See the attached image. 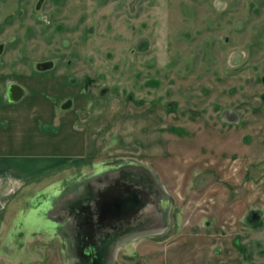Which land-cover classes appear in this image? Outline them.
Listing matches in <instances>:
<instances>
[{
    "label": "rangeland",
    "instance_id": "374dc122",
    "mask_svg": "<svg viewBox=\"0 0 264 264\" xmlns=\"http://www.w3.org/2000/svg\"><path fill=\"white\" fill-rule=\"evenodd\" d=\"M38 2L0 0V152L64 159L13 187L0 254L73 264L69 203L123 169L142 232L103 264H264V0Z\"/></svg>",
    "mask_w": 264,
    "mask_h": 264
},
{
    "label": "flooded vegetation",
    "instance_id": "af4514ba",
    "mask_svg": "<svg viewBox=\"0 0 264 264\" xmlns=\"http://www.w3.org/2000/svg\"><path fill=\"white\" fill-rule=\"evenodd\" d=\"M41 1L39 0L38 3L41 4ZM2 51L3 45L0 44V54ZM53 63V60L39 62L37 69L39 71L49 70ZM12 83L18 84L23 88L22 96L17 101L9 100V93L11 96H15L17 92L16 89H12L11 92L8 91L9 85ZM26 91V87L22 84L8 80L5 83L4 97L7 102L14 104L25 96ZM72 102V97H66L60 106L64 111H68L72 107ZM120 173L121 178L117 179L114 183V186L117 188L114 186L111 189L109 188L108 184H110V180L112 179L108 181V184L106 183L107 187L105 186L99 190L94 189L93 186H87L82 189L87 190V199L84 200V198L79 197L80 195L81 197L83 196V191L80 194L76 192L74 197L78 196V198H72L73 200L69 203L68 212L74 222V232L72 235V244L75 247L74 254L72 255L73 264H103L101 262L102 256L105 253L109 254L110 249L108 247L112 241L115 244L121 245L127 239L134 238L142 232L138 228L137 230L132 229V226H137L139 213L147 206V201H140V195L136 189L130 188L128 192L125 187L122 188L119 184H124L128 181L143 182L144 178L141 177L140 173L135 171L131 172L121 169ZM119 180L122 181L118 182ZM96 193L99 194V197L95 198L92 204L90 198L93 199V195ZM87 212L90 214L89 217H87ZM85 213L86 216L84 217ZM115 220L119 222L118 225L114 223L116 222Z\"/></svg>",
    "mask_w": 264,
    "mask_h": 264
},
{
    "label": "crops",
    "instance_id": "0c3cea01",
    "mask_svg": "<svg viewBox=\"0 0 264 264\" xmlns=\"http://www.w3.org/2000/svg\"><path fill=\"white\" fill-rule=\"evenodd\" d=\"M26 154L29 153L22 151L10 152V149L0 152V213H3L7 201L6 198H8L7 196H12L13 187L16 184L19 183V185H16L18 187L32 179L38 178L41 176L39 174L43 175L47 170L60 165L64 159V157L61 159L60 156H44L39 152ZM12 244H14V240L11 236L0 237V245L7 246ZM0 261L3 264H9L8 262L11 261L12 264L13 259L6 252L3 255L0 254Z\"/></svg>",
    "mask_w": 264,
    "mask_h": 264
},
{
    "label": "water",
    "instance_id": "95a60500",
    "mask_svg": "<svg viewBox=\"0 0 264 264\" xmlns=\"http://www.w3.org/2000/svg\"><path fill=\"white\" fill-rule=\"evenodd\" d=\"M12 89H16L17 92H16V95L15 96H11L10 93H9V100L10 101H17L20 99V97L22 96V92H23V88L18 85V84H15V83H12L9 85V88H8V91H12Z\"/></svg>",
    "mask_w": 264,
    "mask_h": 264
},
{
    "label": "bare ground",
    "instance_id": "6f19581e",
    "mask_svg": "<svg viewBox=\"0 0 264 264\" xmlns=\"http://www.w3.org/2000/svg\"><path fill=\"white\" fill-rule=\"evenodd\" d=\"M116 198V197H115ZM112 204V203H111ZM118 204V203H117ZM117 209V208H116ZM113 211V210H112Z\"/></svg>",
    "mask_w": 264,
    "mask_h": 264
}]
</instances>
